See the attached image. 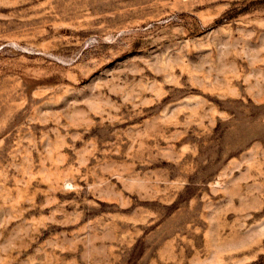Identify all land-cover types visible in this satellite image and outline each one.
Instances as JSON below:
<instances>
[{
	"label": "rangeland",
	"instance_id": "374dc122",
	"mask_svg": "<svg viewBox=\"0 0 264 264\" xmlns=\"http://www.w3.org/2000/svg\"><path fill=\"white\" fill-rule=\"evenodd\" d=\"M0 264H264V0H0Z\"/></svg>",
	"mask_w": 264,
	"mask_h": 264
}]
</instances>
